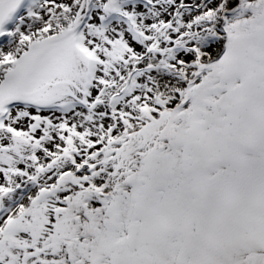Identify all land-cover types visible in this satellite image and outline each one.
Segmentation results:
<instances>
[{
  "label": "snow or ice",
  "instance_id": "obj_1",
  "mask_svg": "<svg viewBox=\"0 0 264 264\" xmlns=\"http://www.w3.org/2000/svg\"><path fill=\"white\" fill-rule=\"evenodd\" d=\"M0 264H264V0H0Z\"/></svg>",
  "mask_w": 264,
  "mask_h": 264
}]
</instances>
